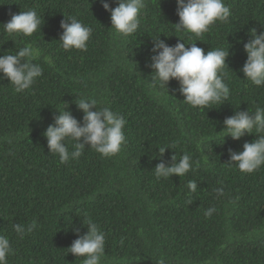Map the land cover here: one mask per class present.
Instances as JSON below:
<instances>
[{
  "label": "trees",
  "instance_id": "obj_1",
  "mask_svg": "<svg viewBox=\"0 0 264 264\" xmlns=\"http://www.w3.org/2000/svg\"><path fill=\"white\" fill-rule=\"evenodd\" d=\"M104 2L113 8L110 0ZM225 3L228 21L196 37L176 31V0H145L142 16L151 15L150 6L155 16L123 37L111 29L101 0H0V55L29 43L41 49L33 62L43 68L21 93L0 74V235L14 250L8 264H80L67 249L77 230L87 232L88 218L105 234L101 264H157L161 257L165 264H264V166L245 174L228 165L229 149L242 152L257 133L236 141L221 132L223 121L237 111L264 107L259 91L264 86L254 87L239 74V54L250 31H264V0ZM29 9L40 16L41 32L9 36L3 25ZM69 17L92 28L86 51H65L59 43L61 22ZM158 38L171 47L179 39L197 43L205 53L229 50L223 70L229 98L193 108L183 103L178 81L169 82L168 93L152 87L149 65ZM82 96L124 116L127 144L109 158L86 145L80 158L62 164L49 154L44 132L67 106L82 124L83 112L75 104ZM66 143L72 151V142ZM161 147H169L162 157ZM185 153L193 161L185 176L155 177L161 159L170 165L173 155L178 161ZM189 181L198 185L194 193ZM155 183L167 197L153 195ZM221 187L224 195L217 196L214 190ZM33 220L38 226L21 239L13 225Z\"/></svg>",
  "mask_w": 264,
  "mask_h": 264
},
{
  "label": "clouds",
  "instance_id": "obj_2",
  "mask_svg": "<svg viewBox=\"0 0 264 264\" xmlns=\"http://www.w3.org/2000/svg\"><path fill=\"white\" fill-rule=\"evenodd\" d=\"M105 11L110 12L111 29L116 34L128 37L137 32L142 21L143 25L149 23L155 16L156 9L150 6L152 13L142 16L141 10L145 0H110L109 3L101 0ZM179 23L175 25L176 31L190 33L196 37L202 36L217 22L226 23L231 15L230 8L225 0H176ZM42 20L35 9L12 14L11 19L3 25L9 36L30 37L37 30L41 32ZM62 34L59 43L65 51H86L87 43L92 35V28L85 25L75 17L65 18L60 25ZM250 39L242 45L239 68L240 77L250 81L254 87L264 86V31L257 34L256 29L250 31ZM174 47L168 46L164 41L153 40L150 68L153 70L151 86L166 89L171 80L178 81L180 93L184 97L183 103L193 108H207L211 104H220L230 96V88L225 83L224 69L229 50L216 48L207 53L197 46V43L186 45L183 40ZM42 55L41 49L32 44L25 43L14 54L5 52L0 55V74L10 81L15 92H24L42 76L43 68L34 63ZM44 62L54 67L51 57L45 56ZM228 68V67H227ZM245 77V78H244ZM245 81V80H244ZM264 93V88L259 89ZM76 106L83 112L82 124L78 122L65 107L54 116V123L44 132L47 140L49 154L58 155L60 163H68L83 155L86 145L94 153L104 158L119 154L127 144L124 128L126 120L123 115L114 112L110 106L100 107L98 101L91 97H80L75 101ZM226 132L233 140H240L245 134L257 133V139L243 145L242 152L229 149L228 165L235 167L245 174H252L264 166V107L257 106L254 113L237 111L233 116L223 121ZM220 132V133H221ZM72 142V151H69L66 142ZM203 144V141L201 142ZM211 147V144H210ZM169 147L158 149L162 157ZM212 150V147H211ZM172 163L166 165L161 161L154 168L157 179H168L172 176H185L192 168L193 161L189 154H183L177 161L175 155ZM97 178V177H95ZM94 178V179H95ZM91 180H89L90 182ZM146 183V182H145ZM191 192H195L198 185L189 181L187 185ZM153 195L165 196L162 190H157L155 183ZM217 196H223V188L214 190ZM216 209L208 208L204 215L211 217ZM87 232L79 235L67 249L68 253L78 257L80 264H101L105 254V234L91 218L86 222ZM33 220L28 225L14 224L15 233L22 239L30 234L36 227ZM14 254L10 239L0 235V264H8V257ZM157 264H165V258L157 260Z\"/></svg>",
  "mask_w": 264,
  "mask_h": 264
}]
</instances>
